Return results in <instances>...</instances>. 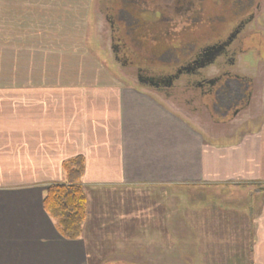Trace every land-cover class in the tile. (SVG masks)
<instances>
[{"label": "crops", "instance_id": "crops-1", "mask_svg": "<svg viewBox=\"0 0 264 264\" xmlns=\"http://www.w3.org/2000/svg\"><path fill=\"white\" fill-rule=\"evenodd\" d=\"M84 69L0 71V264H264V118L227 139L147 86ZM79 156L87 217L69 241L42 199ZM244 184L255 188L232 201L236 209L203 214L219 244L183 254L181 229L197 234L181 221L177 197L164 211L168 189Z\"/></svg>", "mask_w": 264, "mask_h": 264}, {"label": "flooded vegetation", "instance_id": "flooded-vegetation-1", "mask_svg": "<svg viewBox=\"0 0 264 264\" xmlns=\"http://www.w3.org/2000/svg\"><path fill=\"white\" fill-rule=\"evenodd\" d=\"M207 1L211 4L213 0H167L158 4L156 0H150V4L146 0H100L97 7L109 23V49L124 71L176 108L193 118L197 116L201 123L208 119L213 130H221L252 108L258 75L263 74L261 81L264 80V34L258 24L264 0H220L223 9L216 19L222 18L219 22L225 23L233 15L234 25L226 35L196 45L191 41V23L199 22V27L204 24ZM217 4L216 1L214 6ZM181 22L188 25L177 29ZM168 27L173 28L171 33ZM246 43L252 46L245 47ZM251 52L257 62L250 78L238 68V60ZM164 61L170 62L166 72L153 65ZM230 82L245 86V94L238 95L233 110L224 106L232 90ZM217 101L221 105L216 111L221 112L220 116L213 112Z\"/></svg>", "mask_w": 264, "mask_h": 264}, {"label": "rangeland", "instance_id": "rangeland-1", "mask_svg": "<svg viewBox=\"0 0 264 264\" xmlns=\"http://www.w3.org/2000/svg\"><path fill=\"white\" fill-rule=\"evenodd\" d=\"M98 1L100 0H0V71H60V69L65 71L64 69L67 67L73 69L79 67L80 71L85 68L84 70L87 71L88 68H92V71L96 69L97 71L108 72L107 74L115 77L119 83L139 84L133 75L122 69L109 49L111 31L109 23L101 12V8L97 7L99 6V4L97 5ZM148 1L150 4V0H146L147 3ZM216 1L218 4L214 6ZM156 2L157 4L166 3L167 0H161V2L156 0ZM211 4L207 1L205 5L204 20H206L203 22V26L200 25L199 27V22L191 23V36H194V38L192 37L193 40H190L196 45L206 44L218 36L226 35L229 28L234 25V23L231 24L233 15L225 23L219 22L222 18L216 19L223 9V6L220 5V0H213ZM194 10H196V2ZM178 20H181V18ZM204 20L202 19L201 21ZM258 20L259 27L264 34V11ZM186 25L188 24L181 22L177 29L186 27ZM211 27L215 29H210ZM216 28L219 30L215 31ZM208 30L209 32L211 31L212 35L207 33V35H210L204 36V33ZM167 31L171 33L173 28L168 27ZM164 41L166 40L164 39ZM246 46L250 47L252 44L246 43ZM238 61V68L243 70V75L250 78L254 76L255 71L253 69L256 67L257 59L252 52L239 58ZM169 63L164 61L161 64L154 63L153 65L162 67L165 71V69L170 67ZM213 73L211 72L212 75ZM258 76L255 104L248 112L242 113L235 120L228 123L224 129L213 130L216 135L218 134L219 136L220 132H225V138H236L241 131L256 127V122L264 118V80H262L263 82L261 81L263 74ZM228 85L234 91L231 90L232 94L229 91V100L225 99L226 103L224 106L231 107L233 110L235 109L234 105L238 103V95L245 94V86H238L236 82H230ZM231 96H233V99ZM168 104L182 118L189 119L197 125L203 124L197 116L193 118L188 112L181 108H176L171 102L168 101ZM219 104L217 101L213 109L215 116H220L221 114V112H216L221 107ZM205 121L208 122L209 120L205 119ZM207 122L205 125H209L212 128V125ZM243 186H248L249 190L247 188L234 189L231 186L229 188L212 187V189L180 187L179 192L172 193L175 190L172 188L168 189V194L163 198L164 211L170 210L171 199L175 200L177 197L179 200L178 214L181 221L183 219L190 222L191 227L194 228V232L197 234L196 238L194 236L192 238L193 241L196 240L194 243L188 235L189 229L186 228L185 231L181 229L180 245L183 254L187 253V248L202 250L204 245L208 247L210 244L213 247L219 244V239L213 240L212 244L211 238L205 233L203 214L205 216L215 211L217 215H220L221 210H226L225 207L228 210L236 209L235 207L238 206L232 201L243 202L254 191V189H251L254 187L253 185L244 184ZM258 189L260 191L264 189V184L260 185ZM166 191L167 189H165ZM195 192L196 194H194ZM253 195H257V193ZM226 198L230 199L227 203ZM196 213L199 217H197ZM145 234L144 240L149 238L148 233L145 232ZM128 264L139 263L134 260ZM179 264L181 263L179 262ZM182 264L185 263L182 262ZM186 264H204V262H199L196 259Z\"/></svg>", "mask_w": 264, "mask_h": 264}, {"label": "trees", "instance_id": "trees-1", "mask_svg": "<svg viewBox=\"0 0 264 264\" xmlns=\"http://www.w3.org/2000/svg\"><path fill=\"white\" fill-rule=\"evenodd\" d=\"M84 169L83 157L64 162L65 183L49 185L42 199L43 210L54 223L56 231L69 241L81 237L87 217V202L81 184Z\"/></svg>", "mask_w": 264, "mask_h": 264}, {"label": "water", "instance_id": "water-1", "mask_svg": "<svg viewBox=\"0 0 264 264\" xmlns=\"http://www.w3.org/2000/svg\"><path fill=\"white\" fill-rule=\"evenodd\" d=\"M169 84H171V80H170ZM151 86H152V85H151Z\"/></svg>", "mask_w": 264, "mask_h": 264}]
</instances>
